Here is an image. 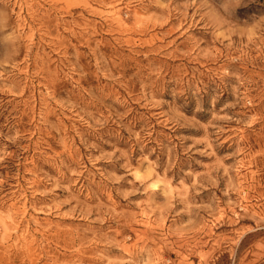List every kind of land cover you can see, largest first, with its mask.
<instances>
[{
	"label": "rangeland",
	"instance_id": "374dc122",
	"mask_svg": "<svg viewBox=\"0 0 264 264\" xmlns=\"http://www.w3.org/2000/svg\"><path fill=\"white\" fill-rule=\"evenodd\" d=\"M0 264H264V0H0Z\"/></svg>",
	"mask_w": 264,
	"mask_h": 264
},
{
	"label": "bare ground",
	"instance_id": "6f19581e",
	"mask_svg": "<svg viewBox=\"0 0 264 264\" xmlns=\"http://www.w3.org/2000/svg\"><path fill=\"white\" fill-rule=\"evenodd\" d=\"M166 24V23H165Z\"/></svg>",
	"mask_w": 264,
	"mask_h": 264
}]
</instances>
